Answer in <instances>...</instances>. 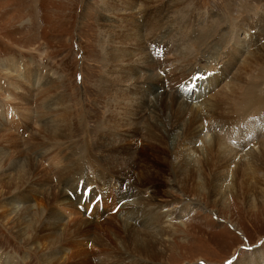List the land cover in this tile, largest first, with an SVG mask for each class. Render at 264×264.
<instances>
[{
    "label": "rangeland",
    "instance_id": "1",
    "mask_svg": "<svg viewBox=\"0 0 264 264\" xmlns=\"http://www.w3.org/2000/svg\"><path fill=\"white\" fill-rule=\"evenodd\" d=\"M180 1L181 0H0V61L3 59H13L12 61L15 62H22L23 60L27 62L32 61L33 66L36 67L37 70L40 71V68H44V71H49L51 75L55 74L53 76L59 78L62 92L66 93L68 97L69 105L73 113L71 120L73 136L71 139L72 141L69 140L68 143H74L73 145H76L77 148H75V152H72L73 154H70V160H56L57 165H55L54 168L50 167L49 163L44 164L43 169L48 170V173H50L49 176L53 187L61 185L53 169H56L62 162H66L72 166L75 165V167L84 168L83 170L81 168H76L74 175H72L71 171V176H75V179L80 172L86 174V170L88 169L86 158L89 152L82 150L85 145H87L88 140L92 141L96 139L97 135H101V133L96 132L97 126L108 118V104L109 102H113L107 95L106 85V83L114 82L116 78L115 74L111 73L110 75V67H114L116 70L119 69V66H122L120 67L121 70H129L131 68L129 71L120 72L119 74L132 73L133 70H137V72L139 70L144 71L143 67H141V65H143V60L140 58V52L135 53L137 51L136 47H138L139 50L141 47L139 45L131 47L128 43L122 44L123 41L120 43L118 42L119 39L122 38V35L127 33L125 32L127 31L126 29L134 28L132 27L131 21L133 23L136 22L139 26L137 30L143 38L144 51L146 50L145 53H148L150 58L153 59L155 68L152 70V73H156L161 78L160 80L165 82L164 89L166 90L161 88L160 82L158 83L160 85L159 87L156 85L153 86V88H158L157 92L159 91L160 98H165L164 93H169V96L173 99V96L176 95L175 97H177L180 102L185 100L184 104L189 103L188 106H193L198 110L202 109L204 114L200 112V115L203 118L207 113V109L203 107V104L206 105V103L214 101V98L220 91L222 93L233 81L235 82V77L243 76L242 80H245V83L240 84L242 92L239 93V96L242 95L244 88V95L246 96L244 97L246 99H250L251 94H254L253 89L257 86L256 94L259 97L256 98L255 95L252 96L248 110L243 111L246 116L249 115L248 117L252 125L255 124L261 134H259V136L258 134L251 135L247 139V141L250 140V144H245L244 141L238 142V140L235 139V141H227L231 147L239 148V150L236 149L237 151L231 156L232 159H230V157L228 158L229 161H227L226 169L222 168L213 172V175L216 177L228 178L227 184H230L229 186L222 185V182H219V180L213 184L215 185L214 187L210 185H199V187H197L193 183H187L190 182V177L188 180H185L188 175L186 174L184 177L183 174L181 176L176 170L177 165L175 164L179 157L176 152H171L174 145L169 143V139L165 138H162L163 145L161 147H158L157 144L152 142L148 143L147 136L144 135V126L141 125V127L143 126L142 128L140 127L141 137L139 136V138L130 142L129 149H131L132 152H134V150L135 152L138 151L139 156L143 148L144 150L152 152L153 146H157V149L161 152L165 151V154L157 153L159 154L157 157L162 158L161 163L163 162V167L166 165L165 179L163 178L165 169H163V172H161L158 177L162 178L163 181L159 180V184L149 183L146 185H138L137 187H133L134 190L131 186H129V188L127 184L119 185L116 183L115 186H112L111 191H103L104 188L102 186L93 187V185L87 187L88 184L85 183L80 189L81 196L82 194L83 196L87 195L89 199V195L92 192V207L95 204L98 205L97 203L99 201L96 202L95 199L101 196V201L103 202L105 210L98 212L97 207L95 208L96 210L93 209L94 207H90V209L83 211L81 208L83 202H81L78 207V212L81 214V217L83 216V218L92 222H102L103 220L102 223H105L113 216H117L122 220L123 216L120 217L121 209L126 207V205L121 208L125 200H121L124 198L118 199L119 195L121 193L129 195L133 192L135 197L134 200H138L137 203L140 206L138 216L135 219V224L138 228L139 226L142 227L138 217L145 219L150 216L151 213L159 214V211L155 210V206L157 205L164 206L161 214L166 212L169 213V224L173 227L172 229L175 233H173L170 239L169 251L161 260V264H226L227 260H229L231 264H264V179H262L264 178V171L262 169L261 171L257 170V173L251 171V175L259 177L256 178V180L249 179L250 186L254 188L258 187L257 194L248 193L251 196L248 194L245 196L247 193V188H245L246 184L239 182L240 180L234 183L232 179L236 174L235 171L237 167L241 164L240 159L242 158V165H245L244 167L246 168L248 165L247 161H249V159L246 158V153L249 150H255L256 147L258 148L260 140L261 142L264 141V69L260 67L251 69L245 66L247 65L246 61L248 62V60L256 56V52H258L261 47H264V34H260V27L258 24V22L262 21L261 27H263L264 30V0H183L182 3L185 5H180V8H172L175 2ZM241 4L245 7L243 8ZM181 10L187 12L191 10L195 11L196 14L192 16L193 19H191V23L187 21L186 17H182L187 13H183ZM144 15L147 16L145 17ZM208 25L212 27L210 30L213 32L209 31ZM190 26H192V28ZM204 29L208 34L205 33ZM203 33H205V37L202 39L200 34ZM160 35L161 38L158 39L159 41L157 42L163 41L166 37L165 42L167 44H162V48L158 51L161 55L159 54L160 56L156 57L153 55L156 45L154 49H152L150 47V42ZM182 35H186L190 37V39H186ZM117 43H119V46ZM207 43L209 50L203 49ZM175 44L177 46L178 44L179 46L181 45L180 47L185 45L186 48H190V52L192 51V53L188 60H182V58L176 56V54L178 55L177 51L179 50V46L175 47ZM239 44L240 46H238ZM198 46L201 48H198L199 51L196 49ZM211 46L212 50H210ZM110 49H115L119 52L121 49L125 54L130 52L128 55L131 57L134 53L136 54V60L132 57L131 59L133 61L129 63L130 65L128 61L122 63L115 62L111 65L110 56L108 55ZM237 49H240L238 54H236ZM203 50L204 52H202ZM235 54L236 57L234 59ZM139 58L141 60H138ZM216 58L218 60H216ZM232 59H234V61ZM196 61H198L197 64L195 63ZM155 62H157L158 65L163 63V68L161 67L162 70H160L159 67L155 70L157 67V63ZM192 65H196V70L193 75L202 73L201 76H204L208 72H214L213 74H209V76H215L214 79L219 77V81L216 83L214 82V85L210 86L207 79L205 88H200L202 89L200 92L192 94L191 103L180 95L178 86L182 81L190 82L193 72ZM227 66H229V68ZM244 67L247 68V71H245ZM226 68H228V71L225 72L224 70ZM146 70H148V68L145 69V71ZM145 74L146 72L141 73L140 77L145 78ZM0 77H2L1 71ZM168 84L169 92L167 91ZM170 85L174 90H170ZM141 90L139 92L142 94ZM144 94H146L149 99L154 97L151 93H147V91H145L143 95ZM151 101L150 99V102ZM125 102L124 100L122 104ZM17 103V105L21 107V100ZM213 105L216 107V102L213 103ZM259 105H262L260 109L258 108ZM224 107H226V105L223 104L215 111L213 119L212 117L209 120L208 118H203L202 122L200 121L201 123L193 125L192 129L201 133L204 127L211 130L210 132L219 135L223 133V128L226 130L230 129L238 115H226L227 111H224L225 114L221 113ZM260 110H262L261 115ZM7 112V110L2 109L0 117L3 118ZM187 112L189 113L190 110L187 109ZM20 115L21 114H18V117H20ZM145 115H147V119L149 117V112H147V114L145 113ZM197 115L199 114H196V120ZM192 116V119H194V114ZM189 119H191L190 115ZM207 129H205V131ZM31 130L33 131L32 128ZM27 132H25V135L28 136L29 132ZM253 136H255L254 140L252 138ZM197 141L198 143H195L196 146L191 147L192 150H190L193 158L196 160L200 157L202 160L205 158L209 159V153L206 152V156L202 155L205 148L200 137ZM240 144L242 147H239ZM94 145L95 144H92L91 146ZM146 145L148 146L146 147ZM165 148L169 151L164 150ZM23 150L26 152V149ZM259 150L260 148L257 151ZM90 156L96 159L95 156ZM74 157L76 159H72ZM129 157L132 158V155ZM149 160H151V156H149ZM40 163L42 162L40 161ZM92 164L94 166L93 172H96V169L105 170L100 163L98 164L93 159ZM243 168H238L241 177ZM151 171L153 172L154 170ZM174 171L175 173H173ZM108 172L110 174L111 171H107L105 173L106 176ZM207 173L209 175L210 171ZM247 173L248 171L246 170V174ZM121 175L122 174H119V176ZM154 176L157 178L156 175ZM95 181L100 183L99 179ZM133 181L139 182L138 180ZM204 181L205 180L202 179V184H205ZM113 184L115 183L111 185ZM237 184L238 186H236ZM214 189H218V192ZM164 192L166 194L165 197L163 196ZM67 194L70 196V199L76 200L72 194ZM41 197L42 196L39 197V200L32 198L30 200L31 202L28 203L29 205H33L34 213L37 211L39 204H41ZM148 197L152 200L149 201ZM146 201L148 204L145 205ZM84 204L86 207L88 206L87 201L86 203L84 202ZM116 208H118V210ZM21 210L22 207H19L18 211L20 212ZM57 210L64 214L65 223H69L72 221V218H76L75 215L70 214V209H68V211L66 207H58ZM92 210L94 212L93 214ZM132 210L131 206L127 212H131ZM7 219L9 220L8 217H5L6 221H8ZM120 219L113 222V224H115L114 226L118 225ZM157 224L160 225L161 222ZM30 227L31 226H29L28 231L31 229ZM95 228L93 229L92 235H95ZM63 231L64 229L61 227L59 233L63 234ZM14 232V227L10 224H6L3 219L0 218V253L12 258L15 264H43L39 254L32 249L33 246L31 242L29 243L18 239ZM81 239L83 240V238ZM88 241L86 240L84 245H77L69 249L65 252V257L74 256L76 250H80L81 252L78 255L84 258L87 249L91 260L87 258L85 264H141L139 262H130V258L126 255L122 256V253L120 254L117 248H114V244L108 247V251L106 252L108 254L107 259H109L103 263L106 260V256H104L102 262L100 260L102 255H93V242ZM87 242L89 244H87ZM108 245H110V243H108ZM83 260L85 261L86 259ZM229 262L227 264H229Z\"/></svg>",
    "mask_w": 264,
    "mask_h": 264
},
{
    "label": "bare ground",
    "instance_id": "2",
    "mask_svg": "<svg viewBox=\"0 0 264 264\" xmlns=\"http://www.w3.org/2000/svg\"><path fill=\"white\" fill-rule=\"evenodd\" d=\"M182 2L183 0L180 2H175L172 8H177L180 5H183L184 3ZM242 5L243 4H241V6ZM184 12L187 14L183 15L182 17H186L187 21L191 23V19H193L192 16L196 14L195 11H183V13ZM144 16L146 17L147 15ZM135 23L131 21V24L133 25L132 27L134 28L126 29L127 31L125 32L127 33L122 35V38L119 39L118 42L120 43L123 41L122 44L128 43L131 47H135L137 45L141 47L140 50L138 47H136L137 51L135 53L140 52V58L143 60V65H141V67H143L144 71L139 70L137 72V70H133L132 73L119 74L120 72L129 71L131 68L129 70H121L120 67L122 66H119V69L116 70L114 67H110V75L111 73L115 74L116 78L114 79V82H109L108 84L106 83V85L108 92L107 95L110 100H113V102H109L108 104V118H106L97 126L96 132L101 133V135H97L96 139L92 141L88 140L87 145H85L84 149L82 148V151L89 152L87 158L84 157L86 158L88 165L86 174H83L84 172H80V174L78 173V170L77 173L79 175H77L75 179V176H71V171L72 175H74L76 168H81L82 170L84 168L75 167V165L72 166L66 162H62L56 167V169H53L54 173L57 174L58 181L61 184L57 187L52 186L49 176L50 173H48V170L43 169V166L44 164L49 163L50 167L54 168V166L57 165L56 160L61 159L68 161L71 159L70 154L76 151L75 148H77V146L73 145L74 143H68V141L71 140L73 136L71 125L73 113L69 105L68 97L66 93L62 92L59 78H55V76H53L55 74L51 75L49 71H44V68H40V71L37 70L36 67L33 66L32 61L27 62L23 60L22 62H15L12 61L13 59H3L0 61V71L2 74V77H0V115L2 109L8 111L7 114L3 116V118L0 117V218L3 219L6 224H10L14 227V234L18 239L29 243L31 242L33 246L32 249L39 254L43 264H85L87 258L91 260V258H89L90 254L88 253L87 249V253H85L84 258L81 255H78L81 252L80 250H76L75 255L71 257H65V252L77 245H84L86 240L93 242L95 248V250L92 248V251H94L93 255H102L100 257L102 262L104 256H106V260L103 263L109 259H107L108 254L106 252L108 251V247H111V244H114V248L116 247L118 252L120 254L122 253V256L126 255L129 257L130 262H139L141 264H161V260L169 251L170 239L173 236V233H175L172 229L173 227L169 224V213L166 212L161 214L164 206H155V210L159 211V214L151 213L150 216H145V219L138 217L140 225L142 226H139V228L135 224V219L138 216L140 206L137 203L138 200H134L135 197L132 191V193L129 195L120 192L121 194L118 198H124L121 199L122 201L125 200V203L121 206V208L125 205L126 207L121 209L120 215V217L123 216V221L119 217L113 216L105 223H102L103 220L102 222H92L83 218V216L81 217V214L78 212V207L80 206L81 202H83L81 204L83 205L81 207L83 211L90 209V207H92L91 204L93 203L91 202L92 192L89 195V199L87 195L83 196L82 194L81 196L80 189L85 183L88 184L87 187L93 185V187L102 186L104 188L103 191H111L112 186H115L116 183L119 185L127 184L128 187L131 186L133 189V187H137L138 185H146L149 183L159 184V180L163 181L162 178L158 177L160 176L161 172H163V169H165L166 165L163 167V162L161 163L162 158H158L157 156H159V154L157 153L165 154V151L161 152L157 149V146H153L152 152L144 150L143 148L139 156L138 151L135 152L134 150V152H132V150L129 149L130 142L139 138L141 125L144 126V135L147 136L148 143L152 142L157 144L158 147H161L163 145L162 138L169 139V143L174 145L171 152H176L177 156L179 157L175 164L177 165L176 170L181 176L184 174L185 177L187 174L188 176L185 178V180H188L190 177V182L187 183H193L197 187H199V185H210L214 187L215 185L213 184H215L217 180L222 182V185H228V178L216 177L213 175L214 171L216 172L222 168L226 169L227 161H229L228 158L230 157V159H232L231 156L233 153L239 150V148L231 147L227 141H233L235 139L238 140V142L244 141L245 144H250V140L247 141V139L251 135L258 134L259 136V134H261L259 129L256 128L255 124L252 125L248 117L249 115L246 116L243 111L248 110V106L251 104L250 99L252 96L255 95L256 98L259 97L256 94L257 86H255L253 89L254 94H251L250 99L248 98L249 100L245 98L246 96L244 95V88L242 95L239 96V93L242 92L240 84L245 83V80H242V75L235 77V82L233 81L232 84L230 83L231 85L225 88L222 93L220 91V93H218L216 96L217 98H214V101L211 103H206V105L203 104V107L207 109V113L203 118H208V120L211 117L212 119L214 118L215 111L219 109L220 106L223 104L226 105V107L221 110V113L225 114L224 111H227L226 115H238L233 126L228 130L223 128V133L220 135L210 132L211 130L204 127L202 130L203 132L201 133L193 130V125L202 122L203 118L201 117L200 112L203 113L204 111L202 109V111L198 110L193 106H188L189 103L184 104L185 100L180 102V100L175 97V94H172L175 95L173 96L174 99L169 96V93H164L165 98L159 97V91L157 92L158 88H153V86L156 85L159 87L161 85V88L166 90L164 89L165 82L161 81V78L156 73H152V70L155 68V64L153 59L150 58L149 54L145 53L146 50L144 51V42H142L143 38L137 30L139 26L137 23ZM261 23L262 21L258 22L260 34H264ZM190 27L192 28V26ZM208 27L209 31H211L210 28L212 27H210V25H208ZM205 33L208 34L206 30ZM205 33L200 34L202 39L205 37ZM182 36H184L186 39H190V37H187L186 35ZM155 38L156 39H153L150 42V47L154 49V46L156 45L155 52L152 53L154 56L159 57L161 54L158 53V51L160 48H162V44H167L165 42L166 37L160 42L157 41H159L158 39L161 38V35ZM119 43H117L118 46ZM178 46L176 45L175 47ZM180 46L179 50L177 51L178 55L176 54V56L182 58V60H188L192 51L190 52V48H186L185 45H183V47ZM238 46H240V44ZM198 48L201 49L199 46L196 47V49ZM208 48L209 47L207 43L203 49L207 50ZM115 49H110V51H108L111 65L115 62L122 63L124 61H128L129 64L133 61L131 59L132 57L134 60H136V54L133 53L131 57L128 55L130 52L125 54L123 50L120 49L119 52ZM260 49L258 52H256V56L248 60V62L246 61L247 65L245 66H247V68L256 69L260 67L264 69V47H261ZM210 50H212V46ZM202 52H204V50ZM239 52L240 49H237L236 54ZM140 58L138 60H141ZM234 59L232 60L234 61ZM216 60L218 59L216 58ZM197 62L198 61L195 63L197 64ZM162 65L163 63H160L159 65L157 63L155 70H157L158 67L160 70H162ZM229 66L227 67L229 68ZM193 67V72L191 75H193L195 73L194 71L196 70V65ZM147 68L148 70L145 71ZM228 68H226L224 71H228ZM247 68H245V71H247ZM144 72H146V77H140V74ZM214 77L215 76L208 79L210 86H213L214 82L216 83L219 81V77L215 79ZM159 82L160 85L158 84ZM167 89L169 92V84L167 85ZM172 89L173 88H171L170 85V90ZM140 90L142 91V94L139 92ZM145 91H147V93H151L152 96H154L150 98L152 100L151 102L146 94L143 95ZM178 92H180L179 88ZM189 97L191 98V96ZM20 100L21 107L17 105V102ZM124 100L126 102L122 104ZM215 102L217 104L216 107L213 105ZM261 106L259 105L258 108L260 109ZM187 109L190 110L189 113L187 112ZM262 110H260V115L262 114ZM147 112H149V117L146 119L147 115H145V113L147 114ZM18 114H21L20 117H18ZM193 114L194 119H192ZM196 114H199L197 115V120L195 119ZM189 115L191 119H189ZM205 129L207 130L205 131ZM27 131L29 132L28 136L25 135V132ZM199 137L205 148V150L203 148L204 153H202V155L206 156L205 153H209V159L205 158L202 160L200 157L196 160L190 153V150H192L191 147L196 146L195 143H198L197 139ZM254 137L255 136L252 137L253 140ZM259 142L260 144L258 145V148L256 147L255 150H249L246 153V158L249 159V161H247V167L245 168V165H242L243 162L241 158V164H239V167H237L234 178L231 177L234 183L240 180L239 182L246 184L245 188H247V193L245 196L249 192L250 194H257L258 192V187L254 188L253 186H250L249 179L256 180V178H259L256 175H251V171H254L255 173H257V170L261 171V169L264 171V141L261 142L260 140ZM92 144L95 145L91 146ZM147 146L148 145H146V147ZM239 147H242L241 144ZM259 148L260 150L257 151ZM23 149H26V152ZM164 150H166V148ZM90 155L95 156L96 159L92 158ZM131 155L132 158L129 157ZM149 156H151V160H149ZM72 159L76 158L74 157ZM92 159L98 164L100 163V165L105 169V172L100 168V170L96 169V172H93L92 170L94 166L92 164ZM40 161L42 163H40ZM238 168H243L242 177L239 175ZM151 170L154 171L152 172ZM246 170L248 171L247 174ZM107 171L111 172L110 174L108 172L106 176L105 173ZM209 171L210 173L208 175L207 172ZM173 173H175V171ZM119 174L122 175L119 176ZM154 175H156L158 179ZM165 176L166 169L163 172L164 179ZM97 178L99 179L100 183L95 181L98 180ZM202 179L205 180V184H202ZM133 180H138L139 182ZM112 183L115 184L111 185ZM236 186H238V184ZM218 189L214 190L218 192ZM67 193L72 194L74 199H76L75 201L77 202L72 200V198L70 199V196ZM40 196H42V199L40 200L41 204H39V207L37 206L38 212L36 211L34 213L33 205H29L28 203L31 202L30 200L32 198L39 200ZM163 196H166L165 192ZM148 198L149 201L152 200L150 197ZM86 201L88 205L87 207L84 204ZM147 201L145 202V205L148 204ZM97 204L98 205L95 204L93 206L94 208L92 207L94 210H96V207L98 212L105 210L102 201H99ZM131 206L133 210L131 212H127ZM19 207H22L20 212L18 211ZM58 207H66L67 210L70 209V214L75 215L76 218H72L71 222L65 223L64 214L57 210ZM93 213L94 212L92 210V214ZM5 217H8L9 220L7 219L8 221H6ZM117 219H120V221H118V225L116 224L117 226H114L115 224H113V222ZM159 222H161L160 225L157 224ZM29 226H31V229L28 231ZM61 227L64 229L63 234L59 233ZM94 228L96 232L95 235H92ZM81 238H83V240ZM88 242L87 244H89ZM108 243H110V245H108ZM83 259L86 260L84 261ZM0 264H15V262L12 258L0 253Z\"/></svg>",
    "mask_w": 264,
    "mask_h": 264
},
{
    "label": "snow or ice",
    "instance_id": "3",
    "mask_svg": "<svg viewBox=\"0 0 264 264\" xmlns=\"http://www.w3.org/2000/svg\"><path fill=\"white\" fill-rule=\"evenodd\" d=\"M229 264H231V262H229Z\"/></svg>",
    "mask_w": 264,
    "mask_h": 264
}]
</instances>
